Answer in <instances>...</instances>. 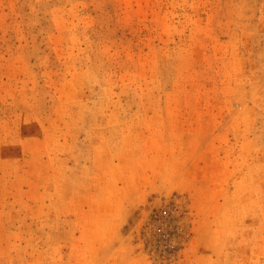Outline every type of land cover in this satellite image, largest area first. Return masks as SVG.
Returning <instances> with one entry per match:
<instances>
[{"label":"rangeland","instance_id":"rangeland-1","mask_svg":"<svg viewBox=\"0 0 264 264\" xmlns=\"http://www.w3.org/2000/svg\"><path fill=\"white\" fill-rule=\"evenodd\" d=\"M0 264H264V0H0Z\"/></svg>","mask_w":264,"mask_h":264}]
</instances>
